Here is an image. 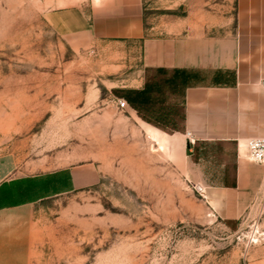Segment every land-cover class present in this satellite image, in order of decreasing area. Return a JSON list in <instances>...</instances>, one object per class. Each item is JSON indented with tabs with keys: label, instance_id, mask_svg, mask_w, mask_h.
<instances>
[{
	"label": "rangeland",
	"instance_id": "obj_1",
	"mask_svg": "<svg viewBox=\"0 0 264 264\" xmlns=\"http://www.w3.org/2000/svg\"><path fill=\"white\" fill-rule=\"evenodd\" d=\"M53 1L98 12L113 0ZM231 3L141 0L148 21ZM44 10L45 0H0V183L30 182L5 202H30L44 224L35 264H264V165L253 163L263 174L248 197H209L186 177L179 143L149 125L171 126L169 109L149 119L116 105L134 91L138 45H75ZM80 166L97 180L47 178Z\"/></svg>",
	"mask_w": 264,
	"mask_h": 264
},
{
	"label": "crops",
	"instance_id": "obj_2",
	"mask_svg": "<svg viewBox=\"0 0 264 264\" xmlns=\"http://www.w3.org/2000/svg\"><path fill=\"white\" fill-rule=\"evenodd\" d=\"M106 7L96 12L45 0L44 13L50 27L75 45L106 39L138 45L131 94L141 93L136 105L146 118L171 111V126L149 125L169 145L179 143L186 177L205 183L212 199L221 192L248 197L263 174L239 153L245 154L242 145L249 139L264 136V0H232L202 15L188 5L185 15L156 21L145 18L141 0H113ZM168 91L174 99H168ZM63 174L64 187L68 182L71 188L99 177L95 169L80 166L47 178L61 187ZM21 182L0 183V264H35L37 242L44 236L30 202H5L19 191L28 193L30 182ZM232 204L228 198L226 205Z\"/></svg>",
	"mask_w": 264,
	"mask_h": 264
},
{
	"label": "built area",
	"instance_id": "obj_3",
	"mask_svg": "<svg viewBox=\"0 0 264 264\" xmlns=\"http://www.w3.org/2000/svg\"><path fill=\"white\" fill-rule=\"evenodd\" d=\"M261 86L264 94V79L262 80ZM116 105L120 109H125L129 104L126 99L119 98L116 100ZM191 136V132H187V137L193 144L195 140L192 139ZM244 146L248 160L264 165V136L251 138L244 144ZM199 189L204 191L201 187Z\"/></svg>",
	"mask_w": 264,
	"mask_h": 264
},
{
	"label": "trees",
	"instance_id": "obj_4",
	"mask_svg": "<svg viewBox=\"0 0 264 264\" xmlns=\"http://www.w3.org/2000/svg\"><path fill=\"white\" fill-rule=\"evenodd\" d=\"M141 93L140 92H133L129 97L128 99L130 100V102L132 104H137L141 101ZM143 100L145 101V99L143 98ZM143 101V102H144Z\"/></svg>",
	"mask_w": 264,
	"mask_h": 264
},
{
	"label": "bare ground",
	"instance_id": "obj_5",
	"mask_svg": "<svg viewBox=\"0 0 264 264\" xmlns=\"http://www.w3.org/2000/svg\"><path fill=\"white\" fill-rule=\"evenodd\" d=\"M151 135H153V134H151ZM153 136H155V135H153ZM243 146V148L245 149V146H244V144L242 145ZM246 150V149H245ZM246 156H247V154H246Z\"/></svg>",
	"mask_w": 264,
	"mask_h": 264
}]
</instances>
